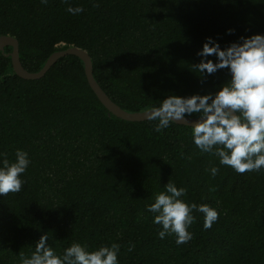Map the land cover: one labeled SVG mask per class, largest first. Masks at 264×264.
<instances>
[{"label":"trees","instance_id":"1","mask_svg":"<svg viewBox=\"0 0 264 264\" xmlns=\"http://www.w3.org/2000/svg\"><path fill=\"white\" fill-rule=\"evenodd\" d=\"M69 5L84 11L70 14ZM255 34L264 35V0H0V36L19 40L26 69L81 47L102 88L130 112L170 95H214L230 71L201 76L194 65L218 58L197 53L209 37L226 49ZM12 49L0 54V167L18 149L30 163L21 190L0 196V264H21L20 253L30 257L45 234L61 257L73 243L89 252L116 243L117 264H264V168L239 174L222 165L195 145L192 126L157 132L158 121L114 115L77 55L25 79ZM169 182L186 188L179 199L219 213L205 230L193 210V238L182 245L173 234L161 239L147 210Z\"/></svg>","mask_w":264,"mask_h":264},{"label":"clouds","instance_id":"2","mask_svg":"<svg viewBox=\"0 0 264 264\" xmlns=\"http://www.w3.org/2000/svg\"><path fill=\"white\" fill-rule=\"evenodd\" d=\"M41 2L46 4L47 0ZM66 11L77 15L84 8L69 5ZM241 40L242 43H232L222 49L209 37L197 53L205 58L212 55L218 58V62L204 59L194 65L201 76L205 71L209 75L220 69L230 71L231 79L214 95H170L159 107H150L144 113L147 120L158 121L155 125L157 132H162L172 122L183 121L186 115L200 114L201 119L192 126L195 145L201 152L219 157L222 165L233 168L239 174L264 168V35L241 37ZM4 156L3 167H0V196L21 190L24 183L21 174L30 163L28 154L23 150L16 151V159L11 163L6 153ZM217 172L216 167L211 169L213 176ZM165 188L166 191L158 193L155 202L147 209L156 214L154 223L162 225L159 232L161 239L166 234H173L177 245L188 243L193 238L188 230L195 221L193 210L204 214L205 230L218 219V211L207 204L189 205L179 199L186 194V188H178L171 182ZM47 241V234L42 235L30 257L21 252V264H117L120 245L116 243L91 252L79 243H73L61 257L47 246ZM133 248L134 245L128 250Z\"/></svg>","mask_w":264,"mask_h":264},{"label":"water","instance_id":"3","mask_svg":"<svg viewBox=\"0 0 264 264\" xmlns=\"http://www.w3.org/2000/svg\"><path fill=\"white\" fill-rule=\"evenodd\" d=\"M6 46H12L13 49L10 53H6L12 57V64L14 71L20 77L25 79H40L42 78L47 71L61 58L69 54L79 56L84 62L85 74L88 80L89 85L96 93L103 105L114 115L129 121H144L147 120L144 111L130 112L121 107L116 103L102 88L99 82L94 76V65L90 53L78 46H71L63 50H57L53 52L47 59L44 66L39 71H29L26 69L20 59V44L19 40L16 37L10 35L0 36V54L5 53ZM201 119L200 116H185L183 121H178L176 123L193 126Z\"/></svg>","mask_w":264,"mask_h":264}]
</instances>
